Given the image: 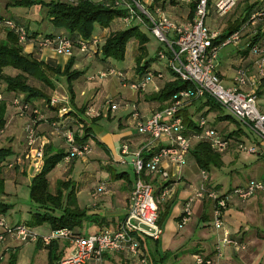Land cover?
<instances>
[{"label":"built area","instance_id":"obj_1","mask_svg":"<svg viewBox=\"0 0 264 264\" xmlns=\"http://www.w3.org/2000/svg\"><path fill=\"white\" fill-rule=\"evenodd\" d=\"M76 3L80 0H68ZM96 1V0H92ZM243 0H160L157 5L155 0H116L115 5L124 9L128 16L123 19L127 26L137 25L149 31L160 43L166 44L167 51L159 50L157 56L160 60H167L168 67L182 81L193 85V90H183L173 96L169 104L144 116L138 107L134 106L130 114L135 129L139 135L146 136V140L139 148L133 149L128 142L122 143L117 158L113 162L117 166L130 165L135 173L136 181L130 197L129 209L126 217L121 221L115 231H104L89 236H74L68 229L52 231L49 235H41L25 223L11 225L5 217L0 216V243L16 241L20 244L38 243L45 246L56 241H67L74 248L70 258H62L58 264H104V256L112 253H122L133 257H141L140 238L146 237L157 241L162 235L159 227V201L167 196L163 191L160 198L155 196L154 186L146 180V176L160 177L167 181L169 173L164 169V162L182 167L186 164L187 157L192 151L194 141L207 142L216 153H225L233 145L236 150L247 155L264 158V98L257 97V91L264 79V0L249 17L246 23L236 32L232 33L222 44L216 45L214 41L221 35L220 30L211 29L207 25V18L215 16L219 19L226 17ZM161 3H165L163 8ZM176 4L183 7L186 13L181 21H177L167 13V7ZM196 4L194 16L190 18L191 6ZM9 30L14 31L19 38V43L26 44L30 40L28 30L12 20L3 23ZM39 50L50 49L59 56L72 57L75 43L65 36L44 37L35 41ZM102 41L93 38L90 41L79 40L77 45L83 54H93ZM234 46L239 51H246L255 58L254 72L248 68L239 66L235 72L231 86L224 85L217 70V62L221 49ZM96 77L106 79L117 77L123 85L130 87L137 93H144L155 83L157 79L164 78L163 74L148 73L139 83H130L124 74L114 67L102 70ZM91 77L90 80H94ZM157 91L160 89L157 87ZM210 97L228 115L236 120L240 126L250 130V137L255 140L246 143L234 141L219 135L212 128L210 120H199L201 133L188 135L186 126L181 116L186 106L194 101ZM4 96L0 92V103ZM59 101L51 98L50 105L58 108V116L62 118L70 111L66 103L62 108L58 107ZM20 117L28 118L25 127L27 144L26 159L31 161V166L39 172L44 164V143L38 139V126L47 122L48 118L38 108L30 105H22L18 99L12 101ZM108 110L116 112L119 104L108 100ZM91 118L101 116L93 108L86 111ZM52 130L61 133L68 145L67 161L83 159L91 153L90 145L78 146L75 142V132L61 127L59 121L49 123ZM253 134V135H252ZM248 136V134L246 133ZM158 149V150H157ZM157 150V151H156ZM153 153V154H152ZM147 156H151L146 159ZM10 168L13 165H9ZM202 182L194 191L191 198L185 203L179 227L186 225L192 217V206L196 201L210 200L213 202L212 225L214 229L222 232L219 234L218 243L215 246V257L205 258L195 256L194 264H216V260L223 257V249L232 246L238 251L246 250V245L237 239H233L228 228L225 227L224 213L228 209L231 197L220 199L219 195L207 187L209 175L201 171ZM105 186L99 188L104 191ZM257 193H264L263 182H251L250 184L236 188L232 196L241 202H247ZM147 227L148 230H144ZM142 264H147L141 259Z\"/></svg>","mask_w":264,"mask_h":264},{"label":"crops","instance_id":"obj_2","mask_svg":"<svg viewBox=\"0 0 264 264\" xmlns=\"http://www.w3.org/2000/svg\"><path fill=\"white\" fill-rule=\"evenodd\" d=\"M15 1L17 0H0V16L5 20H12L18 25L24 26L30 34L38 32L37 30L32 28V24L28 22L31 21L29 19V14L24 15L18 11L25 10L26 7L18 8L19 6H14ZM49 34L64 35L65 32L63 30H55L54 32H51ZM100 34L102 36H106V33L98 30V35ZM27 43H29L27 45L30 50L26 51V53H34L35 46L33 41H29ZM41 52V61L54 62L57 65H62L59 61H55L58 60V56L55 55V53L53 54L48 49ZM230 59L231 62L225 64L224 66L223 64L217 62V70L219 76L223 80L224 84L227 83L225 85H232L235 72L239 66L250 69L251 75H255L254 57L248 55L247 53L243 54V52L239 51L236 48V51L230 56ZM110 64L114 66V68H116L118 71L126 73V68H124V66L118 68L117 63L113 61H110ZM156 64L157 63L155 62L152 65L151 69L162 72L164 78L161 80L157 79L155 83L152 84L144 93H138V95L128 94L130 96L126 99V95L124 93L125 90H120L118 85L112 80H110L111 82H109L108 84H106L105 82L101 83L99 88L95 90H100V87H102L104 88V91L113 93L114 96H117L115 97L114 102L119 104L120 108L118 111L111 113L108 110L107 105H105V101L99 103L100 101L98 95L93 94L89 98V90H87L88 87L85 90V86L82 87V89L81 87L76 88L79 92H81L80 96L78 94V91L75 89L77 93L76 103L79 98L82 103L78 108L75 106H71V110L74 113L70 114L65 119H63L64 117L61 118V122L64 123V121H66V124L67 126H69V128L71 123L77 122L79 118L85 120L86 124L89 127H92L91 137L88 141V144H90L91 146V153L83 159L71 161L65 160L62 165L65 166L63 176H67V180L74 181L77 186V200L79 206L82 209H87L89 215L94 216L91 221H88L84 224L83 231L85 232L82 231V233L86 236L104 231H115L128 213L130 197L134 183L131 182V178L129 173L127 172L126 167L131 166H117L112 159L115 157L117 158V153L119 152L122 143L128 142L129 144H131L133 149H136L139 148L147 138L146 136H142L137 133L135 126L130 119V114L133 107H138V109L144 116H149L153 112L161 109L158 102H148L145 99L147 95L159 92L165 85V83L170 80L169 74L167 75L166 73H164L165 67H163L162 69H156L154 67ZM231 66H234V70H232ZM103 69L104 68H101L97 73H99ZM94 70L96 71V69ZM97 73L85 79L90 81V78L96 76ZM13 74H16V72L14 71ZM127 75H129V78H127L128 80H134L137 77L135 72L131 75ZM101 81L99 80L97 82ZM84 85H86V82ZM157 87L160 89L159 91H157ZM85 94H88L87 98L85 97L87 96ZM10 97L12 99L13 96L11 95ZM99 97L101 96L99 95ZM93 98L94 101L90 102L91 105L93 104L92 108L98 111L101 110L104 113L109 112L111 115L110 119L107 120L110 122V124L112 123L111 125L109 124V126L104 127L101 126V122L104 121L106 117L102 118L96 123H93L91 118L83 116L80 111L81 106L88 100ZM125 99L128 101H126ZM8 107L6 115L7 123L5 127L8 128L10 125V128L12 127L11 129H15L14 134H16L19 131L20 127H23V124L28 121V118H15L14 116H16V112L14 110L12 111V108L10 109L9 104ZM114 122L116 123L114 124ZM95 129L97 134L94 131ZM38 131L41 135V139H43L42 141L44 143V148L46 146H51V149H53V151L64 150L66 153H68V150L66 151L65 147L62 148L61 146L59 147L57 145H53L52 142H61L63 135L61 133L54 132V130H52L51 126L48 123L40 124L38 126ZM78 132L81 136L84 133L81 125H79ZM243 136V139L247 138L248 140H250V142H253L255 140V138H253L252 136H247L246 133ZM14 137L15 136L12 135V138ZM197 143L199 142L194 141L192 149L197 145ZM9 147L14 151V155L8 161V163L13 165V167L5 168V183L11 181L12 184H15L17 186L24 176L27 178L29 177V173L34 170V167H32L25 159V155L27 153L25 140L22 143L16 145L13 144V146H7V148ZM230 153H232L233 155V159L229 161L230 164L234 163L236 158L235 155L240 154L238 151H236V149L234 150L232 148L225 153H222L221 155H223L224 166L226 164L225 157ZM256 160L257 162L252 167L254 168V173L258 176V178L250 179L246 182H237L235 186H229L226 191L223 190V187L220 184L213 183L209 175L210 172H208L209 185L215 190L218 189L217 191L220 195L225 194L228 196L230 195L231 197L228 209L225 211L223 217L225 227L229 229L233 239H237L241 243L246 245V250L244 251H238L232 246L225 247L223 249V257L220 260H216V264H264V193H257L249 201L241 202L235 196H232L231 192L235 188L244 187L251 182L264 183V158L257 157ZM71 162H73L72 164L76 163L75 169L69 166ZM61 164L59 166H61ZM163 166L170 175V178L168 179L169 181H167L171 182L170 185L165 190H163L167 191V196L164 198V201H168L169 198L172 199V202H175L178 199H182V203L180 206V210L179 212H177L178 214L175 218L176 223L174 225L176 227L175 229L169 230V232L164 231V235L162 238L163 241L161 240L158 242L155 240H150L146 237H141V240L143 241V243L141 244V258H144L147 264H194L195 256L197 255L214 258L215 246L218 243L219 234L222 235V232H219L218 234L212 225L211 220L213 214V202H211L210 200L196 201L192 206L191 220L183 227H179L180 216L183 213L185 203L193 195H191V191H193L194 193V191L200 186L202 182L201 170L197 166L192 153L190 152L187 157L186 164L182 167H176L175 165L169 164L168 162H164ZM108 169H114L117 172L128 173V179L130 183L126 182L125 180L112 181L110 178V174L108 173ZM69 170H71L72 173L71 176L68 177ZM74 170L76 171L75 175ZM39 172L36 171L35 174L31 177L29 187L31 185L32 179ZM153 178L158 180L162 185L168 183L160 177ZM101 186H105V190L99 192V188ZM163 191H160L161 193L159 192L157 198L161 197ZM181 195H183L182 198H180ZM9 196L12 195L6 192L5 195L0 196V201L11 204L8 202ZM82 201L84 204H82ZM33 211H35V207L32 204V207L30 208V210H28L29 216ZM3 217H5L7 222L11 225L26 223L29 220L28 218H30L28 217L23 218L22 220L15 221L13 220L11 215L8 216L7 214ZM34 230L41 235H49L51 231L46 227H39L35 228ZM88 230L90 231L89 234H87ZM71 247L72 245L69 242L59 241L58 246H56L54 251V253H56V255L58 256V260L62 259L63 255ZM14 253L18 254L16 264H50L49 250L42 242L40 247H38L37 243L20 244L16 241L0 243V264H10L11 254L13 255ZM141 258L133 257L130 255L126 256L122 253H112L106 254L104 256V264H142ZM89 264L96 263L92 261Z\"/></svg>","mask_w":264,"mask_h":264},{"label":"trees","instance_id":"obj_3","mask_svg":"<svg viewBox=\"0 0 264 264\" xmlns=\"http://www.w3.org/2000/svg\"><path fill=\"white\" fill-rule=\"evenodd\" d=\"M115 2L116 0H80L76 3H72L68 0H53L50 2H45L43 0L15 1L14 6H39L41 8H45L47 10V18L49 19L51 27L55 28V30H63L65 34L42 35L39 32L31 34L29 33V39L33 40L35 51L34 53L28 54L24 51V45L19 43V38L15 32L8 29L5 30L6 36L0 40V87L3 85L5 86L4 88L6 95H12V101L18 99L22 105H30L31 107H36L38 109H40L41 105H44V107L47 109L55 110L56 118L54 117V119L56 120L53 121L58 120L61 127L64 126L63 130L66 131L68 126L67 124L61 122V118L58 116L59 109L50 105L51 99L49 95L42 89L31 85L29 83L30 79L38 81L44 87L53 91L55 90L56 85L51 76L65 78L68 83L70 103L73 107L75 106L76 98L74 82L80 80L86 73L85 71H80L74 68L77 61V59L74 57L75 55H73L64 66L57 65L54 62L41 61L36 56L39 54L37 51L39 48L35 41L44 37L53 38L57 36H65L75 43L74 49H79V46L77 45L79 40L90 41L93 38L99 39L97 36L98 30H101V32H107L116 20L124 23L123 19L128 16V13L124 9L117 7ZM155 2L157 5L160 4V0H155ZM242 2L245 3L242 13L221 30V35L214 41V44H222L232 33L239 30L242 25L247 22L251 14L257 8H260L261 5L260 2H254L251 4L249 0H243ZM161 6L165 8L166 4L161 3ZM195 9L196 4H193L190 10V18L194 16ZM4 22L5 19L0 16V32L4 27ZM148 34L149 33H145V31L137 25H131L123 28L122 30L112 31L109 34L106 33V36H104V42L95 52H93L92 55L99 56V59L106 63L107 67L104 69L106 70L110 67H114L110 64V61L115 63L125 62L129 44L132 41L137 42L138 49L137 56L135 57V74L137 75V79L135 78L134 80H126L130 83H139L150 72L156 75L159 73L163 74L160 71L151 69L152 65L156 62V58H159L157 54L152 57L149 53L148 45L151 40ZM246 53V51L243 52V54ZM167 68L171 73L169 75L170 80L165 83L159 92L147 95L145 97L148 102H158L161 109L165 108L172 100L173 96L178 92L194 89L191 83L182 81L169 67ZM14 71L16 74H13ZM257 97L259 99L264 98V79L261 81V85L257 91ZM12 101L10 102L11 105H13ZM192 105L195 107V109L197 108V110L192 114L188 111V109L181 113L188 135L201 133L199 128V120L202 118H208L209 114L214 112L218 113L217 119L219 122H231L237 125L238 129L230 132L227 136H225V138L232 139L234 141H244L243 135H245V132L240 128L239 123L230 115L219 114V111L222 108L213 99L210 97H204L203 99L194 101ZM7 107L8 103L4 96V101L0 103V132L4 130L7 123ZM72 107L70 106V111L66 115L74 113L71 110ZM206 108H208V110L204 111ZM40 110L44 114L42 109ZM261 110H264V107L261 106ZM80 111L84 117H88L86 115V107H82ZM91 119L93 123H96L102 119V116ZM47 120H49V123L53 122L50 121L52 118ZM77 123L82 126V130L84 132L82 136L79 134V132L75 133V142L81 147L88 144L92 133V127H89L86 124V121L82 118H79ZM231 148L234 150L236 149L235 145H233ZM191 153L201 171L204 170L208 173L213 169H221L224 166L223 155L214 152L210 145L205 141L197 143V145L192 149ZM13 155L14 151L12 148H0V196L5 195L4 170L6 167L11 165L8 163V161ZM68 155L69 154L64 150L53 151L51 146H46L44 148L43 167L41 171L32 179L30 185V200L35 207V211L30 213V218L25 224L32 229L46 227L51 230L50 233L56 230L68 229L72 231L74 236H86L82 233L84 224L88 221H91L94 216L89 215L87 209H82L79 206L77 200V186L75 182L72 180L59 181L55 191H53L50 187L49 177L51 173L58 165L66 160ZM150 157L151 156H147L146 159H149ZM108 173L110 174L112 181L125 180L126 182L130 183L128 179V173L126 172H117L114 169H108ZM145 178L154 186L156 197H158L160 191L162 192L165 190L171 183L168 182V180V183L162 185L152 176H146ZM207 187L215 191L219 195L220 199L230 197V195H220L217 191L218 189L215 190L209 185V181L207 182ZM233 191L231 192L233 193ZM12 209L13 205L0 201V216L7 215ZM159 212L158 223L160 225L163 213L162 211ZM181 217L182 215L180 216V219ZM139 240L141 249V244L143 241L141 238ZM58 242L59 241L52 242L50 245L46 246V248L49 250L50 264H58L60 261L58 260L56 253H54L56 246H58ZM37 244L38 247H40L41 241H39ZM17 258V253H14L13 255L11 254L10 264H16Z\"/></svg>","mask_w":264,"mask_h":264},{"label":"rangeland","instance_id":"obj_4","mask_svg":"<svg viewBox=\"0 0 264 264\" xmlns=\"http://www.w3.org/2000/svg\"><path fill=\"white\" fill-rule=\"evenodd\" d=\"M43 1L50 2L49 0H43ZM51 1H53V0H51ZM56 1H59V0H56ZM257 1L258 0H249V2L251 4H253L254 2H257ZM244 4H245L244 2L239 3V5H237L223 19H219V18H217L215 16H212V15L209 16L207 18V25L211 29H216V30H220L221 31L225 26L229 25V23H231L236 17H238L242 13V9H243ZM18 8H21V7H18ZM18 11L21 14H24V15L29 14V19L31 21H28V22H30L32 24V28L37 30L40 34L44 35V34H49V33L55 31V28H52L50 26L49 19L47 18V10L45 8H41V7L39 8V6H33V7H26L25 10H18ZM167 13L170 16H172V18H174L175 20L181 21L183 19L182 16L186 13V10L183 7L177 6L176 4H172L171 6L169 5L167 7ZM4 27L2 28V30L0 32V40L5 38V36H6L5 30L8 29V28L7 27L4 28ZM126 27H128L126 24L122 23L121 21L116 20L111 25L110 29L107 32H104V33L109 34L112 31L122 30L123 28H126ZM143 30L145 31V33H149L148 35H149L150 40H151L150 43H149V50H150L149 53H151L150 55L152 57H154L158 53L159 48L162 49V50L167 51L166 44L160 43L149 31H147L145 29H143ZM101 34L98 35V37L102 40V43H103L105 35L102 36ZM27 44H29V43L22 44V45H24V51L25 52L30 50L28 48ZM31 46H32V44H31ZM137 49H138L137 42L132 41L129 44V46H128V55H127L125 63L124 62H118L117 63V67L118 68H121L123 66H124V68H126V73H124V77H126V79L129 78V75H127V74L131 75L132 73L135 72V69H136L135 57L137 56ZM48 50H50V49H48ZM37 51H38L39 54H37L36 56L40 59V54L42 52L39 51L38 49H37ZM235 51H236V48L234 46H228L226 48L221 49V51L219 53L218 62L220 64H223V66L225 64L230 63L231 62L230 56ZM50 52H52L53 54L55 53L52 50H50ZM55 55H57V54L55 53ZM74 55H75L74 57L77 59L76 65H75L74 68L77 69V70H80V71H85V73H86L84 75V77H82L80 80L74 82V91H75V89L77 87H81V89H82V87L86 86L85 90L88 87L87 90H89L88 91L89 98L93 94L94 95H98V98H99V101H100L99 103H102V101H105L106 104L105 103L104 104L107 105V101L108 100L114 101L115 97H117V96H114L113 93L104 91V88H102V87H100V90H97V91H95V90L97 88H99L101 83L105 82L106 84H108L109 82H111L110 80H112L113 82H115L118 85L120 90H123V89L125 90L124 93L126 95V99L130 95H134V94L138 95V93L135 92L134 90L130 89V87L123 85V82H121V80L119 78H117V77L116 78L115 77H110V78H106V79H100V78L95 76L94 80H90V81L86 80L85 78H88L90 76L95 75L101 68L105 69L107 67L106 63L102 62L99 59V56L91 55V54L90 55H85V54L81 53L80 50L77 49V48L74 49ZM57 56H58L57 57L58 60H55V61L56 62L59 61L62 64L61 66H64L70 59V57H64V56H59V55H57ZM156 63L157 64L154 66L156 69H162L163 67H165V72L164 73H166L167 75L171 74L169 69L167 68L168 67V61L167 60L160 61L159 59L156 58ZM231 68H232V70H234V66H231ZM94 69H96V71ZM11 74H12V72H11ZM125 74H126V76H125ZM51 77H52V79H53V81H54V83L56 85V88L53 91L50 90V89H47L46 87H44L41 83H39L36 80L30 79L29 83L31 85H33L34 87L40 88L43 91H45L49 95L50 99L53 98L56 101H59L58 102L59 103L58 104L59 108H62L64 105H66L67 101H68L67 104L69 106H72L71 103H70V94L68 92V83H67L66 79L65 78H61V77H56V76H51ZM99 80L100 81L101 80H105V81L97 82ZM85 82H86V85H84ZM225 84H227V83H225ZM4 87H5L4 85L0 87V92L4 94V96H5L6 100H7V103L10 106V109L12 108L11 110L12 111L14 110L16 112V110L12 107V105L10 103L12 101V99H11V97L9 95H6V91H5ZM94 87H95V89H94ZM78 94L80 96L81 92L78 91ZM88 94H85V95H87V96H85L86 98L88 97ZM128 94H130V95H128ZM99 95L101 97H99ZM75 97H77L76 91H75ZM82 97H84V96H82ZM92 101H94V98L88 100L85 104H83L81 106V108L82 107H86V111L90 107L92 108L93 104L92 105L90 104V102H92ZM126 101H128V100H126ZM81 103L82 102H81L80 98L77 100V103H76V98H75V107L78 108ZM192 104L186 106L183 111L188 109V111L191 112V114L194 111H196L197 108L196 109H195V107L193 108ZM41 107L42 108H40V109H42V111H44V114L48 117V119L50 117H52V118L55 117V110L47 109V108H45L42 105H41ZM207 110H208V108L204 109V111H207ZM95 111H96V113H100L102 118L106 117V119L101 122V124H102L101 126L102 127L109 126L110 122L107 119H110V115L111 114L109 112L104 113L101 110H99V111L95 110ZM219 114L228 115V113L224 109H221L219 111ZM67 116H69V115L63 116L64 117L63 119L67 118ZM14 117L15 118L18 117L20 119L21 118H26V117H20L17 114V112H16V116H14ZM217 118H218V113L212 112V113L209 114L207 119L210 120L212 128H214L219 133L220 136L225 137V136H227L230 133V131L233 132L234 130L238 129L236 124L231 123V122H219ZM53 120H56V119H52L50 121H53ZM45 123L49 124V120H48V122H45ZM66 123L67 122L64 121V124H66ZM115 123L116 122H114V124ZM27 124H28V121L25 122V124H23V127L22 126L20 127L19 131L16 134H14L15 129H11L12 127L10 128V125H9L8 128L5 127L4 130L0 132V148L7 147V146H10V145L13 146V144L14 145L19 144V143H22L24 140L26 142V137H24V131H25V127H26ZM78 128H79V123L72 122L71 125H70V128L68 126L66 128V130H71V131H73L75 133H78ZM240 128L243 129L242 126H240ZM94 131L97 134L96 129ZM244 132L247 133L248 135H250L249 134L250 130L248 128H244ZM12 135H14L15 137L12 138ZM252 137L255 138L254 136H252ZM38 139H39L40 143H43V141H42L43 139H41V135L39 134V131H38ZM52 143H53V145H57L59 147L61 146L62 148L65 147L66 151L68 150V145H67L64 137H62L61 142H55V143L52 142ZM246 143L250 144V140L246 139ZM27 147L28 146L26 144V148ZM239 153L240 154L236 153L237 155H235L236 158H235V161H234L233 164L229 163V161L231 159H233V155H232V153H230L229 155H227L225 157V161H226L225 166H223V168H221V169H213L210 172V174H209L211 179H212V181H213V183L214 184H220L223 187L224 191H226L229 186H235V184L237 182H246V181H248L250 179H254V178L257 179L258 178V176L254 173V168L252 167L257 162V160H256L257 157L252 156V155H247V154L241 153V152H239ZM25 157H26V155H25ZM74 160H77V159H74ZM26 161H28L29 164L31 165V161L30 160L26 159ZM72 163L73 162H71V164H69V166L73 167L75 169V164L76 163L75 164H72ZM62 165H63V163L61 164V166L58 165L56 167V169L51 173V175L49 177V179H50V187H51V189L53 191L56 190L57 183L59 181H67V176L66 177L63 176L64 169H65L64 167L65 166H62ZM126 169H127V172L130 175V178H131L130 180L134 183L136 181V176H135V173H134L133 169L131 167H129V166H127ZM35 172H36L35 169L32 172H30L28 178L24 176L20 180L19 185H17V186L15 184H12L11 181H8V183H5V193L7 192V193H10L12 195V196H9L8 202L11 203V204H14L13 207L15 209V210L13 209L12 211H9L8 216L11 215V217L15 221L22 220L23 218L30 217L29 214H28V210H30V208L32 207V204H31L32 202L30 200V187H29V184H30L31 177L35 174ZM71 173H72L71 170H69L68 177L71 176ZM75 173H76V171L74 170V175H75ZM192 194H193V191H191V195ZM182 196L183 195H181L180 198H182ZM171 200L172 199L169 198L168 201H164V199L163 200L160 199V201H159V211H162V213H163L162 221H161V224L159 225V227L162 229L163 233H164V231L165 232H169V230L175 229V227H176L174 225L176 223L175 222V218H176V216L178 214L177 212H179V210H180V206H181V203H182V199H178L175 202H172ZM82 204H84L83 201H82ZM211 210H212V207H211ZM143 229L144 230H148L147 227H143ZM83 232H85V231H83ZM89 233H90V231L88 230L87 234H89ZM163 233L159 237V239L157 240L158 242L161 241V240L163 241V239H162L163 235H164ZM150 240H152V239H150ZM73 249H74L73 247L68 249V251L63 255V258H67V259L70 258L72 253L74 252Z\"/></svg>","mask_w":264,"mask_h":264}]
</instances>
